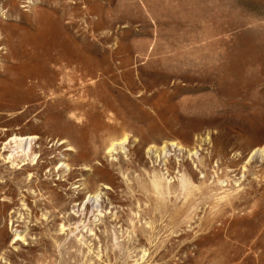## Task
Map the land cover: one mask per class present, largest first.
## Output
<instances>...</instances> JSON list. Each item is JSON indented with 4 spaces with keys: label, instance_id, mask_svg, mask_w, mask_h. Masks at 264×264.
I'll return each instance as SVG.
<instances>
[{
    "label": "rangeland",
    "instance_id": "1",
    "mask_svg": "<svg viewBox=\"0 0 264 264\" xmlns=\"http://www.w3.org/2000/svg\"><path fill=\"white\" fill-rule=\"evenodd\" d=\"M259 150L264 0H0V264H264Z\"/></svg>",
    "mask_w": 264,
    "mask_h": 264
},
{
    "label": "bare ground",
    "instance_id": "2",
    "mask_svg": "<svg viewBox=\"0 0 264 264\" xmlns=\"http://www.w3.org/2000/svg\"><path fill=\"white\" fill-rule=\"evenodd\" d=\"M63 66V65H62ZM65 66V65H64ZM54 70V69H53ZM73 70V69H72ZM74 72V71H73ZM72 73V72H71ZM36 139H33V138H29V137H26V138H20V139H13V141H14V144H16L17 145V150H18V153L20 154V155H23V156H27L28 155V151L26 150L27 149V147L29 148V151H30V149H31V147H32V145H33V141H35ZM125 143H126V140H125ZM63 145V144H62ZM115 144H113L112 146H111V151L112 150H115ZM17 153V154H18ZM112 153V152H111ZM196 155V154H195ZM12 157H14L13 155H11ZM260 157L261 158V160L262 159H264V150L263 151H255V153L253 154V156H252V159H254L255 157ZM255 160H256V158H255ZM253 162H254V160H253ZM250 164V163H249ZM154 186H156L155 184H154ZM158 186V185H157ZM17 238V237H16ZM16 241V240H15Z\"/></svg>",
    "mask_w": 264,
    "mask_h": 264
}]
</instances>
